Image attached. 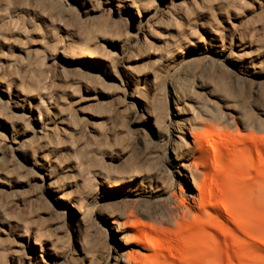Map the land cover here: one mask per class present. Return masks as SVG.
I'll list each match as a JSON object with an SVG mask.
<instances>
[{
	"label": "bare ground",
	"instance_id": "1",
	"mask_svg": "<svg viewBox=\"0 0 264 264\" xmlns=\"http://www.w3.org/2000/svg\"><path fill=\"white\" fill-rule=\"evenodd\" d=\"M263 131L264 0H0V264H258Z\"/></svg>",
	"mask_w": 264,
	"mask_h": 264
},
{
	"label": "rangeland",
	"instance_id": "2",
	"mask_svg": "<svg viewBox=\"0 0 264 264\" xmlns=\"http://www.w3.org/2000/svg\"><path fill=\"white\" fill-rule=\"evenodd\" d=\"M264 131L261 132V135ZM241 214L245 217V228L250 237H247L245 243L241 246L247 253L248 258L253 257V253L260 254L261 258L258 264H264V189L258 200L247 201V203L241 207ZM231 226H234L232 221H229ZM241 237L245 238L242 233ZM255 256V255H254ZM252 260V259H251Z\"/></svg>",
	"mask_w": 264,
	"mask_h": 264
}]
</instances>
